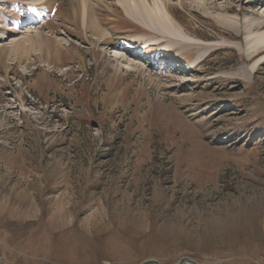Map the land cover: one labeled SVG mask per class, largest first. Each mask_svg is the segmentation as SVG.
Returning <instances> with one entry per match:
<instances>
[{"label":"rangeland","instance_id":"374dc122","mask_svg":"<svg viewBox=\"0 0 264 264\" xmlns=\"http://www.w3.org/2000/svg\"><path fill=\"white\" fill-rule=\"evenodd\" d=\"M51 1L0 0V264H264V64L227 44L264 0H139L192 47L173 62L209 53L194 87L124 52L136 0L103 1V39Z\"/></svg>","mask_w":264,"mask_h":264},{"label":"bare ground","instance_id":"6f19581e","mask_svg":"<svg viewBox=\"0 0 264 264\" xmlns=\"http://www.w3.org/2000/svg\"><path fill=\"white\" fill-rule=\"evenodd\" d=\"M2 1H5V0H2ZM103 1H106V0H63V2L67 3L68 6H70V9H72L74 12L77 11V9L75 8L76 5L77 4L81 5L82 12L80 14V23L82 24V28L85 29L87 33L90 32L96 36H99L100 39H103L104 34L101 29L102 23H100L101 21L98 19L97 12H101L100 10H102L104 12L106 11L107 13H109L107 10H104V9H107V7L102 5ZM208 1L210 2V5L214 3V1H211V0H208ZM47 2L51 4V7H55V8L57 7L55 6L54 2L52 3L51 0H47ZM152 4H153L152 8L148 9L144 7L139 0H136L133 3L136 12L133 10V8L131 9L129 6H123L122 4H120V7H122L124 15L127 17V19H129L131 22H135L138 26L141 27L140 29L143 28L142 30L150 34V35L149 34L148 35L147 34H137L136 36H134V39H131V41L133 42L136 40L138 41L140 40L141 44L135 45V44H131L132 42L129 41L128 43L130 44H126L124 46V52L133 53V54L140 53V51L148 50L149 48H151V46H156V47H152L153 50H151V52L144 54V56H146L145 60L148 61L147 62L148 66L149 65H159V66H165V67L172 66L171 69L174 70V73L179 76L178 81L174 79L175 81H177V84L179 87L181 85H184V86L187 85V86H193V87L194 85H200V82L204 81L203 71H200V70L196 71L194 70V68L202 60H204L203 58L208 56L209 53H207L205 50L202 51L198 48L197 50H200L196 54L198 55V57L194 59L193 63H191L190 68L188 67L189 66L188 64L186 67H183V65H181L180 63L173 62L174 56H172L171 53L173 50L178 48V46H182L184 49L192 48V47H188L186 43L180 42V36H185V35H183L180 32V30H178V28L174 27L172 23L174 22V18H173L170 8L163 5L164 9H160L161 7L159 8V6H156V3H152ZM252 10L250 11L252 12ZM203 11H206V10H203ZM255 11L256 10H254V12ZM262 11L264 12V6H263ZM49 13L50 12H47V13L44 12L41 17H44L46 14H49ZM218 16L220 17V15ZM95 20H97L98 23H96ZM66 21L69 24L71 22L70 19H66ZM86 21H87V24H86ZM235 21L237 22V20ZM235 21L229 23L225 19L219 18L218 24L220 27H227L229 29H232L234 33H237L238 25L235 24ZM253 29H255L256 32L257 31L261 32V35H256L254 37L252 36L253 39H249L251 36L250 37L248 36V38L246 37L247 40H246L245 50L247 51H244V49H242V46L239 43L227 42L229 46L233 47L239 52H243L245 57L248 60L251 61L253 57L257 58L256 60H252L254 61L252 66L246 67L245 65H242L239 68L240 71H238L237 73L238 75L239 73L244 76L248 75L249 82L251 81V74H254V72H256V70L261 66V64H264V18H261V16L255 17L252 15L250 19H246L244 21L243 30L248 35L254 32ZM155 35L160 36V38H158V36H155ZM111 57L116 58L119 61L120 53L118 54L117 51L112 50ZM125 63L126 64H121L122 67L129 69L130 61L125 59ZM197 95L199 96L200 93H197ZM191 98H194V97L189 96V95H184L181 99L184 101H187L188 99H191Z\"/></svg>","mask_w":264,"mask_h":264},{"label":"water","instance_id":"95a60500","mask_svg":"<svg viewBox=\"0 0 264 264\" xmlns=\"http://www.w3.org/2000/svg\"><path fill=\"white\" fill-rule=\"evenodd\" d=\"M142 264H160V262L155 260V261H146ZM178 264H198V263L195 262L194 260L190 259V258L185 257V258L181 259L178 262ZM215 264H221V263H215Z\"/></svg>","mask_w":264,"mask_h":264}]
</instances>
